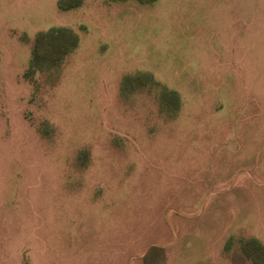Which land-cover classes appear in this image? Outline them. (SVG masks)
I'll use <instances>...</instances> for the list:
<instances>
[{
    "label": "rangeland",
    "instance_id": "rangeland-1",
    "mask_svg": "<svg viewBox=\"0 0 264 264\" xmlns=\"http://www.w3.org/2000/svg\"><path fill=\"white\" fill-rule=\"evenodd\" d=\"M59 2L0 0V264H264V0Z\"/></svg>",
    "mask_w": 264,
    "mask_h": 264
},
{
    "label": "trees",
    "instance_id": "trees-1",
    "mask_svg": "<svg viewBox=\"0 0 264 264\" xmlns=\"http://www.w3.org/2000/svg\"><path fill=\"white\" fill-rule=\"evenodd\" d=\"M148 1H154V0H148ZM83 0H60L59 5L63 9H70L74 8L76 6H79ZM66 32L63 29H54L51 30L50 33L47 34H41L38 37V46L36 47L35 56L36 58H39L43 54V45L45 44V40L49 38V44L59 47L60 41L66 39ZM59 52V51H57ZM38 55V57H37ZM261 253H264V249L260 247Z\"/></svg>",
    "mask_w": 264,
    "mask_h": 264
}]
</instances>
